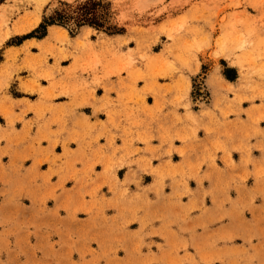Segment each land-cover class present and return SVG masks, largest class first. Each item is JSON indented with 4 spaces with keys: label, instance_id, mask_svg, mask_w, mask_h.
Segmentation results:
<instances>
[{
    "label": "rangeland",
    "instance_id": "rangeland-1",
    "mask_svg": "<svg viewBox=\"0 0 264 264\" xmlns=\"http://www.w3.org/2000/svg\"><path fill=\"white\" fill-rule=\"evenodd\" d=\"M35 2L0 0V264H259L261 0H122L123 31L33 51Z\"/></svg>",
    "mask_w": 264,
    "mask_h": 264
},
{
    "label": "snow or ice",
    "instance_id": "snow-or-ice-1",
    "mask_svg": "<svg viewBox=\"0 0 264 264\" xmlns=\"http://www.w3.org/2000/svg\"><path fill=\"white\" fill-rule=\"evenodd\" d=\"M261 6L264 7V0H261ZM35 8L33 15L29 17L30 23L25 28V31L30 32L33 36H36V32L40 31L42 34L45 32V24L55 25L51 31L59 34L62 37L75 36L79 33L77 39V46L79 47L81 42L86 46L90 36H93V29L97 30L99 34V29L102 27L111 28L113 31L120 30L123 31V26L127 20V16L123 11H121L122 0H36L34 5L30 6ZM235 8L240 7H249L253 8L256 5H233ZM47 12V19H44V14ZM183 29L184 24L181 23L179 26ZM166 30V26H165ZM256 32V25L250 24L248 29V35H254ZM12 33L9 32L8 37L0 39V43L3 40H9ZM260 43L262 49V55L258 58L264 61V26L260 28L259 31ZM27 38V37H25ZM49 39L51 36L49 35ZM168 39L175 40V36L168 32ZM71 45L70 41H66ZM7 45H5L6 47ZM44 46V41L41 36H36V39L29 40L28 44L25 45L27 48H32L35 51L38 48ZM243 48V45H241ZM219 55V50L217 51ZM0 58H3L0 56ZM67 59V57H65ZM101 57L97 54L96 64L99 65ZM257 59V57H253ZM229 65L224 64L222 61L219 63H213L211 61L200 65L199 62L195 64L190 58H181L177 68L179 71L187 76H194L196 74L206 75L209 78L220 77L227 73ZM231 67H236L235 64H232ZM173 71H176L177 68H173L172 65H169ZM262 78H264V72H262ZM194 83V81H193ZM261 100H264V96L261 97ZM261 208L264 209V205H261ZM262 227H264V221H262ZM35 252L39 253L40 248L37 246ZM31 255V252L27 253ZM3 264H47V262L42 260H29L26 258L25 253H20L19 257L10 261H4ZM73 264H82L80 261H73ZM96 264V262H93ZM99 264H104V261L101 260ZM196 264H200V261H196ZM252 264H256L255 261ZM259 264H264V258L259 261Z\"/></svg>",
    "mask_w": 264,
    "mask_h": 264
},
{
    "label": "crops",
    "instance_id": "crops-1",
    "mask_svg": "<svg viewBox=\"0 0 264 264\" xmlns=\"http://www.w3.org/2000/svg\"><path fill=\"white\" fill-rule=\"evenodd\" d=\"M53 27H54V26H50V27H48V35H49V30H50L51 28H53ZM46 37H47V35H46ZM46 37H45V38H46ZM45 38H44V39H45ZM32 39H34V38H27V39H25V40L23 41V43H25V42H29V40H32ZM44 39H43V40H44Z\"/></svg>",
    "mask_w": 264,
    "mask_h": 264
},
{
    "label": "trees",
    "instance_id": "trees-1",
    "mask_svg": "<svg viewBox=\"0 0 264 264\" xmlns=\"http://www.w3.org/2000/svg\"><path fill=\"white\" fill-rule=\"evenodd\" d=\"M31 36V35H30Z\"/></svg>",
    "mask_w": 264,
    "mask_h": 264
}]
</instances>
